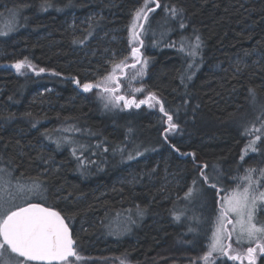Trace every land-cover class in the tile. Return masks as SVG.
I'll return each mask as SVG.
<instances>
[{"label": "trees", "instance_id": "trees-1", "mask_svg": "<svg viewBox=\"0 0 264 264\" xmlns=\"http://www.w3.org/2000/svg\"><path fill=\"white\" fill-rule=\"evenodd\" d=\"M159 2L161 7L149 14L142 38L149 65L145 83L161 97L165 110L179 125L178 133L168 134L167 140L166 125L147 113L146 107L135 109L132 115L118 110L123 117L118 122L101 111L95 93L87 96L71 80H94L101 52L92 55L87 50L101 40L94 38L99 29L107 30L105 40L114 49L134 46L128 32H123L125 37L118 42L112 39L111 30L130 27L133 10L144 0H0V8L7 6L3 13L18 11L26 26L11 36L0 35V64L26 59L45 69L44 73L18 75L0 68L2 161L15 167L16 175L42 181L48 205L70 218L69 222L82 220L81 229L75 225L73 232L79 247L91 254L90 264H108L112 259L129 264H191L208 250L219 214L215 190L203 184L200 166L207 164L204 171L210 182L229 190L259 161V153L243 161L240 157L247 145L244 126L256 111L252 102L264 113V0ZM165 5L182 11L172 18ZM93 14V23L86 25L84 33L78 32L76 19ZM197 36L201 43L190 69L193 59L180 49ZM88 40L91 45L87 46ZM96 47L99 51L103 48ZM256 51L261 55L257 64L246 68L236 64V58ZM49 88L54 90L46 91ZM58 135L64 137L59 146ZM136 139L155 140L158 150L153 155L143 154L146 163L142 156L128 159L137 155ZM42 142L56 149V157L63 163L57 172L40 173L47 152L39 147ZM120 145L126 151L114 154ZM172 145L195 157L178 155ZM259 148L264 149V140ZM94 156L96 166L79 169L82 158L94 160ZM130 164L138 171L157 167L156 180L123 183ZM167 168L181 171L186 181L195 180L209 189L215 213L209 220L211 229L199 227L201 233L196 234L189 231L188 223L170 216L173 205L166 197L176 190L173 185L171 190L162 185ZM132 206L147 214L141 228L116 242L106 237L98 219L104 218L105 212ZM217 257L216 264H241ZM197 264L204 262L198 260ZM257 264H264V257Z\"/></svg>", "mask_w": 264, "mask_h": 264}, {"label": "snow or ice", "instance_id": "snow-or-ice-1", "mask_svg": "<svg viewBox=\"0 0 264 264\" xmlns=\"http://www.w3.org/2000/svg\"><path fill=\"white\" fill-rule=\"evenodd\" d=\"M160 7L159 0H144V4L134 12L129 29L131 41H136L139 44V47L131 48L130 55L134 62L128 65L127 57H125L119 64H115L113 72L103 77L100 82L84 83L81 87L84 92H90L95 88L106 93L107 95L100 97L104 101L105 107L109 105L117 107L120 102H123V108H140L145 104L152 108L158 104L159 111L166 117L167 127L164 129V139L167 140L168 134L179 131V125L174 122L173 116L165 110L163 102L158 99L155 93H148L141 100L115 94L121 87L119 77L114 74L115 69L123 70L124 67L135 69L139 63L141 68L133 75L132 79L137 80L143 77L148 61L141 59L140 48L144 46L141 36L146 30L145 24L149 20V14L154 13ZM164 10L170 13L172 18L182 11V9L167 5L164 6ZM180 27L184 28L185 25L181 23ZM0 35H8V31H0ZM200 43V38L197 36L196 43L190 46V56L197 55L196 49L200 47ZM180 50L183 51V47ZM13 67L18 72L24 67L35 70L34 66L26 59L17 61ZM189 67L192 65L190 64ZM44 71L43 68L39 69V72ZM54 74L58 75V73ZM75 82L80 84L79 80ZM143 90L142 87L135 88V92ZM249 92L254 96L253 90L250 89ZM254 133L257 134L245 146L244 154L240 157L241 161L249 151L252 153L261 152V149L257 147V142H260L264 136V121L259 128L253 126L251 129L245 130L246 135L252 136ZM57 146H59V142H57ZM171 147L180 153V149L175 145ZM72 154L76 155L75 148L72 150ZM141 154L137 152V155ZM180 155L195 157L194 153H180ZM77 159L79 160V157ZM128 159H133V157L129 155ZM82 163L83 161H81ZM207 167V164L200 166V177L204 185L215 190L219 214L216 217L215 230L210 238L208 250L204 255L193 259L191 264H197L198 260H202L204 264H216L213 253L218 254V257H227L228 260L241 261V264L244 259H247L248 264H255L257 253L264 255V225L258 226L256 223L257 212L264 207V190H261L264 187L261 183L264 180V168L246 169V174L238 178L242 184L238 183L235 188L227 190L218 187L217 183L210 182L204 171ZM257 172L259 176L254 179V174ZM193 184H196L195 180H193ZM44 191L45 189L37 179H33L29 184L22 183L19 179L13 183L11 172L0 168V264H33V262L34 264H75V262L85 259L77 250V242L73 238L69 226L70 218L53 206L32 202L34 196H40L43 199ZM221 192L224 195H221ZM192 195L193 189L189 188L185 197L189 198ZM17 200L23 203L17 205ZM140 214H143L142 211ZM232 216L235 217V220L231 218ZM228 225H232L231 229ZM189 231L195 230L190 228ZM234 234L235 243L247 242L249 245L254 243L255 246H249L243 254L236 252L231 242L225 243L226 240L232 241ZM19 258H23V260ZM121 264H125V261L121 260Z\"/></svg>", "mask_w": 264, "mask_h": 264}, {"label": "rangeland", "instance_id": "rangeland-1", "mask_svg": "<svg viewBox=\"0 0 264 264\" xmlns=\"http://www.w3.org/2000/svg\"><path fill=\"white\" fill-rule=\"evenodd\" d=\"M5 8H7V6H4L2 8H0V31H8V35H1V36H11L13 34H15L17 32L18 29H22V27L25 26V23L22 21L20 13L18 11H13L10 12V15H7V13H3V11H5ZM138 9V8H136ZM135 9V10H136ZM135 10H133V12H135ZM95 15H91L90 17L86 18H81V19H76V26L78 29V32H82L84 33V31L86 30V25H91L93 23ZM8 26L7 28L5 26ZM26 27V26H25ZM131 27V26H130ZM130 27H122V28H116L114 30H111V32L113 33V37L112 39H115L116 41L120 42L121 39H124V35L123 32H128V37L131 39L130 36V31L128 29H130ZM24 29V28H23ZM99 35L95 36L94 38L97 39H101L99 42L98 41H94V43L92 45L93 48L92 50H87V52H91L92 55L96 54V53H100L96 58V60L101 63L100 65H97V68L93 71V81H87L85 83H98L101 81V79L103 77H105L106 75H108L109 73H112L114 70V65L115 64H119L122 60L125 59V57H127V61L126 63L128 65H131L134 61L130 55L131 53V48L127 49V48H121V49H114L112 48L108 42L105 40L107 37V30L105 29H99L98 30ZM93 38V39H94ZM142 38V36H141ZM88 39V38H87ZM143 39V38H142ZM86 40V39H85ZM91 40H88L87 42V46L91 45L88 44ZM134 43V46L139 47V44L136 41H132ZM86 43V42H85ZM137 43V45H136ZM196 40H192V41H186V47L181 45V42H179V46H182L184 48V50L182 51L184 53L189 54V52L191 51L190 46L195 44ZM96 45H102L103 48L102 50H98V48L96 47ZM86 46V44H85ZM141 51V59H147V54L144 51V46L140 48ZM197 52V49H196ZM115 54V55H113ZM190 56V55H189ZM191 58L193 59V56H191ZM259 60H261V55L256 51L253 53H248L245 54L241 57L236 58L235 62L238 66H242V68H246L252 65H255L259 62ZM19 61H23V60H19ZM29 63H31L34 66V69H30L28 67H24L22 68L19 72L13 67V65L17 62H13V63H4V64H0V68H7V69H11L14 73L18 74V75H28V74H37V73H44V72H39V69L41 67H39L38 65H36L35 63L27 60ZM190 64L192 65V67L195 66V61L193 59L192 62H190ZM104 65H107L106 67ZM221 66V65H220ZM219 66V67H220ZM141 68V65L138 63L136 65V68L133 69L131 67H124L123 70L121 69H115V75L119 77L120 80V84L121 87L119 89V91L117 93H115L116 95H125L128 98H135L136 100H141L144 99L148 93H155L153 91H151L146 83H145V79L148 76V70H149V65L147 63V67L146 69H144V75L143 77L137 79V80H133L132 77L133 75ZM191 69V67H190ZM74 82V85L79 89L80 92L86 94L88 96V94L90 93H95V98L96 100H98V106L101 109L102 112L107 113V114H112L113 117L115 118V120H117L118 122L123 120L122 114L119 112L121 111H126L128 114L132 115L135 114V109H141L143 106L146 107V111L147 113L151 114V116H153V118L156 121H162L165 125V121H166V117H162V114L159 111V105L155 104V102H153L155 104L154 107L149 108L147 106V104L145 105H141L140 108H123V102H120V105L117 107H113L111 105H109L108 107H105V103L104 101L100 98L102 95H107L106 93H102V91L100 89H93L90 92H84L81 85H83L84 83H81L80 80V84L78 85L75 81L78 79L72 78L71 79ZM142 87L144 90L142 92H135V88H140ZM54 89L53 88H49L46 91L52 92ZM155 95L158 97V99L160 101H162L161 97L155 93ZM253 107L255 108V112L253 113L254 118H252L249 122H247L244 126V131L246 129H251L253 126L259 128L261 127V123L262 121H264V113H262L261 111L259 112L258 110V104L256 101L252 102ZM119 110V111H118ZM259 117V119H258ZM167 127V125H166ZM165 127V128H166ZM178 132H176L175 134H177ZM133 134H137L136 132ZM257 133H254L252 136L246 135L247 136V144L249 143V141L251 139L254 138V136ZM134 138V137H132ZM60 139V140H59ZM264 140V136H262L261 141ZM58 142L59 141H64V137L58 135ZM136 144H135V149L134 152L137 154V152L142 153L141 155H134L133 159L131 160H135L138 157H141L140 159L143 160V163H146L148 161V158L144 159L143 154H146V152L150 153V155H153L158 149L155 148V140H150V142L144 141V140H137L136 139ZM133 142V143H135ZM259 144L260 142H257V147L259 148ZM39 147H41L42 149H47V152L44 156V160L42 162L43 168H40V173H47V172H57L61 166H63V163L60 162L57 157H56V149L53 148L52 146H48L45 142H42L39 144ZM76 145L74 146V148L76 149ZM121 149H114V154L115 152H118V150H121L123 152L126 151L125 147H122V145H120ZM73 148V149H74ZM86 148H88V146L86 145ZM131 153V152H130ZM259 154V161L256 164V169H261L264 168V149L261 150V152H258ZM178 155H180V153L177 152ZM244 154V153H243ZM254 153L252 152H248L246 155H244V159L247 158L248 156L252 155ZM93 159H91L90 157H84L82 158L81 161H83V163L79 164V169H84V168H88L91 169V166H96V158L95 156L93 157ZM3 157H1L0 155V168L5 169L6 172H11L12 174V180L13 183H15L16 179H19L22 183L25 184H29L31 183V181L33 179H31V181H29L26 178L20 177L18 175H16V168L15 167H11L10 165H6L5 163H3L2 161ZM90 159L92 161H90ZM129 160V162L131 161ZM157 168V167H156ZM154 168L152 170H148L147 168L143 167V170H137L135 168L134 164H130L129 166H127L126 170L128 171L126 178H124L122 180L123 183H127L130 185H135V184H140L143 183V181H149V182H153L156 180V176H157V169ZM246 174V173H245ZM244 174V175H245ZM181 171H171L169 170V168L165 169L163 177H162V185L165 187H168L171 190V186L173 185V189H175L176 191L173 193L171 191L170 194H167V199H170L173 205V209L170 210V216L174 218V220H177V222H183V223H188V225H190V227H192V229H194L195 231H192L196 234H200V230L198 229L199 227H205L207 229H211L212 224L210 223L211 221H209L212 217V214L214 213V211H212V207H213V195L211 194V192L209 191V189H207V187L203 186L200 182H197L195 185L193 184V182H189L186 181V179L184 177L181 176ZM244 175H242L241 177H243ZM259 173H255L254 174V179L258 178ZM28 180V181H27ZM42 185V188L45 189L44 184L42 183V181H39ZM238 183L242 182L238 179L237 183L234 184L232 187L229 188V190L235 188L237 186ZM262 185H264V180L261 181ZM189 188L193 189V195L189 198L185 197V194L188 192ZM182 190V194H179V191L177 190ZM261 190H264V187L261 188ZM173 193V194H172ZM38 199H42L40 196H34L32 198V201L37 200ZM43 203H45L46 205L50 204L47 200V193H46V189L43 192V199H42ZM23 203L20 200L16 201V204L19 205ZM176 203V204H175ZM176 205V206H174ZM49 206V205H48ZM142 211V215L140 214ZM216 213H218V211H216ZM146 212L141 209L138 206H132V207H128V208H124V209H119L115 212L112 213H108L105 212L104 214V218L102 219H98V223L100 225H102L103 229H104V234L106 235V237H111L115 242L118 241L119 239H123L126 236H129L130 234L135 233L138 229L141 228L144 220L146 219ZM215 215V213H214ZM264 215V207H262L256 215V223L258 226L260 225H264V219L261 217ZM157 217V216H155ZM177 217H179V219H177ZM233 220H235V217L232 216L231 217ZM169 221V220H168ZM171 223V221H169ZM70 225L72 226V228H75V225L79 227V230L82 227V220L81 222H78L76 224V221L72 219V221L69 222ZM229 229H231L232 225H228ZM86 229V228H85ZM215 229L213 228V231ZM212 231V232H213ZM200 232V233H199ZM212 236V235H211ZM231 242L233 245V249L236 252H240V253H244L246 251V249L249 246H255V244H251L249 245L247 242L241 243V244H237L235 243V234L233 235V239L232 241H225V243H229ZM78 243V242H77ZM80 245L77 246V250L79 251V253L85 257V259L83 261H78L75 262V264H90V259H93L91 257V254H88L84 251V249L82 247H79ZM107 250L109 248H106ZM104 251V250H103ZM216 256H218V254L213 253V258H215ZM264 257V255H261L259 253H257L256 256V262L255 264L258 263V261ZM20 260H23V258H19ZM125 264H129L126 260ZM93 262V261H92ZM104 262V261H103ZM241 262V261H239ZM247 261V259H244L242 263H245ZM34 264V263H33ZM105 264V263H104ZM108 264H121L120 259L119 260H114L112 259ZM131 264V263H130ZM136 264V263H135Z\"/></svg>", "mask_w": 264, "mask_h": 264}, {"label": "water", "instance_id": "water-1", "mask_svg": "<svg viewBox=\"0 0 264 264\" xmlns=\"http://www.w3.org/2000/svg\"><path fill=\"white\" fill-rule=\"evenodd\" d=\"M41 203V202H40ZM44 204V203H43ZM46 205V204H45ZM46 206H48V205H46ZM58 210V209H57ZM63 214V213H62ZM69 226H70V228H71V230H72V235H73V238L76 240V238H75V236H74V232H73V228H72V226L70 225V223H69ZM76 242H77V240H76ZM77 246H78V243H77ZM34 263V262H33Z\"/></svg>", "mask_w": 264, "mask_h": 264}]
</instances>
